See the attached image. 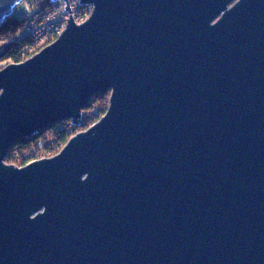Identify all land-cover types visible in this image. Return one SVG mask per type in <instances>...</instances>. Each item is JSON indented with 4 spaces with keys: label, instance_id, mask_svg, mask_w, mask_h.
Here are the masks:
<instances>
[{
    "label": "water",
    "instance_id": "1",
    "mask_svg": "<svg viewBox=\"0 0 264 264\" xmlns=\"http://www.w3.org/2000/svg\"><path fill=\"white\" fill-rule=\"evenodd\" d=\"M64 2L57 39L0 68V264H264V0H81L80 25ZM97 93L57 154L4 162Z\"/></svg>",
    "mask_w": 264,
    "mask_h": 264
},
{
    "label": "trees",
    "instance_id": "2",
    "mask_svg": "<svg viewBox=\"0 0 264 264\" xmlns=\"http://www.w3.org/2000/svg\"><path fill=\"white\" fill-rule=\"evenodd\" d=\"M48 3L50 0H43ZM21 20L10 16L0 24V43L11 41L16 35ZM23 42H12L7 45L6 51L0 59V65L20 63L24 60L21 55ZM3 66H0L2 68ZM108 105V94H95L88 105L81 112V121L78 127L72 126L70 121H63L47 126L45 129L35 133L28 138H22L14 142L8 149L5 163L22 167L25 164L49 158L57 154L65 145L67 140L77 132L86 130L95 123L106 111Z\"/></svg>",
    "mask_w": 264,
    "mask_h": 264
},
{
    "label": "built area",
    "instance_id": "3",
    "mask_svg": "<svg viewBox=\"0 0 264 264\" xmlns=\"http://www.w3.org/2000/svg\"><path fill=\"white\" fill-rule=\"evenodd\" d=\"M81 0H67L71 18L75 25L84 23L92 14L93 6L80 4ZM64 0L45 3L43 0H30L27 13L20 19L21 26L11 41L0 43L10 45L12 42L24 44L21 55L24 60L38 53L43 47L57 39L70 20L69 13L65 11ZM23 60V61H24Z\"/></svg>",
    "mask_w": 264,
    "mask_h": 264
},
{
    "label": "rangeland",
    "instance_id": "4",
    "mask_svg": "<svg viewBox=\"0 0 264 264\" xmlns=\"http://www.w3.org/2000/svg\"><path fill=\"white\" fill-rule=\"evenodd\" d=\"M29 2H30V0H24V1H21L20 3H18L14 7L13 12H12V15L21 19L27 13V11H28V4H29ZM0 66H3L4 67L3 64H1Z\"/></svg>",
    "mask_w": 264,
    "mask_h": 264
}]
</instances>
